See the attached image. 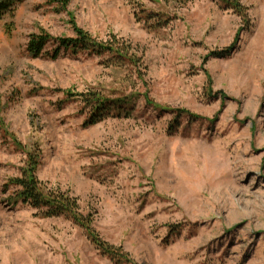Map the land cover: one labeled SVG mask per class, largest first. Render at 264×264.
Listing matches in <instances>:
<instances>
[{
  "label": "rangeland",
  "instance_id": "1",
  "mask_svg": "<svg viewBox=\"0 0 264 264\" xmlns=\"http://www.w3.org/2000/svg\"><path fill=\"white\" fill-rule=\"evenodd\" d=\"M237 1L19 0L0 19V264H264V0ZM73 25L129 44L138 65L70 47L52 58L54 40L27 50L30 34ZM88 92L127 105L85 125ZM28 153L127 262L10 201Z\"/></svg>",
  "mask_w": 264,
  "mask_h": 264
},
{
  "label": "trees",
  "instance_id": "2",
  "mask_svg": "<svg viewBox=\"0 0 264 264\" xmlns=\"http://www.w3.org/2000/svg\"><path fill=\"white\" fill-rule=\"evenodd\" d=\"M59 1H61L64 6L67 4V0ZM173 1L176 4L180 3V6H184L191 0ZM218 1L223 2L226 7H232L238 12L242 11V7L237 0ZM18 3L19 0H0V19L5 15H12ZM153 17L152 15L147 16V18L150 19ZM155 18L154 22H151L154 26L160 27L169 21L158 16ZM73 30L75 33L74 37L55 38L43 30L38 33H32L27 42V50L36 56L44 54L46 44L54 40L58 43V46L52 52V58H56L59 55V49L61 47L65 49L70 47L73 50L79 49L97 55L108 53L110 57L114 58L118 63L120 61L121 63L127 62L135 66L138 65L139 60L133 48L124 41L117 40L115 36H112L110 40L101 41L95 39L86 31L75 25H73ZM217 55H220V52H218ZM72 95L73 94L68 93L66 97L71 98ZM79 98L84 107L90 110V114L84 122L85 125H92L99 122L105 114H109L111 111L116 112L117 110L118 113H121L122 109L127 105L125 100H121L120 98L113 100L95 92L80 94ZM36 163L35 159H31V154L28 153V160L25 166L20 170L19 175L9 178L5 182V187L14 188L13 194L10 196V201L12 203L20 202L30 205L38 209L44 217L61 216L71 220L84 230L87 238L102 254L108 256L115 263L127 262V254L123 253L122 249L110 245L100 238L99 233L92 226V215H84L80 211V206L76 197L57 188H48L38 179L36 175Z\"/></svg>",
  "mask_w": 264,
  "mask_h": 264
}]
</instances>
